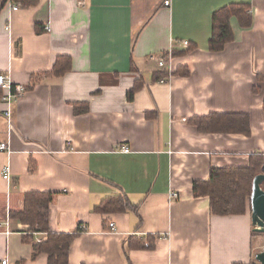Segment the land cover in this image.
<instances>
[{
  "label": "crops",
  "instance_id": "obj_1",
  "mask_svg": "<svg viewBox=\"0 0 264 264\" xmlns=\"http://www.w3.org/2000/svg\"><path fill=\"white\" fill-rule=\"evenodd\" d=\"M237 2L250 24L231 17L232 40L211 50L213 12ZM169 51L170 67L151 57ZM63 56L69 69L53 74ZM0 71L25 87L9 105L0 89V141L9 145L0 151V220L22 209L26 192L43 191L51 228L74 233L68 264L252 260L260 245L249 205L214 214L192 186L213 166L264 154V0H0ZM212 112L247 113L249 133L200 131L189 120ZM111 194L132 207L95 211ZM28 227L11 219L9 232L0 228V264L47 263L33 255L46 234Z\"/></svg>",
  "mask_w": 264,
  "mask_h": 264
},
{
  "label": "trees",
  "instance_id": "obj_2",
  "mask_svg": "<svg viewBox=\"0 0 264 264\" xmlns=\"http://www.w3.org/2000/svg\"><path fill=\"white\" fill-rule=\"evenodd\" d=\"M245 3H230L215 10L212 14V31L209 38L211 50H221L225 44L232 40L233 32L230 18L235 17L240 26H248L251 22V14L247 11ZM68 57H58L52 66L51 72L61 75L69 69ZM258 80H264V75H258ZM135 84L128 90L130 98L139 88ZM264 110V99H263ZM200 131L216 132H242L249 133V116L243 112L216 113L196 115L189 119ZM264 154L255 152L249 156L245 166H213L210 168L209 177L206 180L194 181L192 191L195 196H207L210 209L214 214H241L249 205L251 184L254 175L264 172ZM264 189V180L261 183ZM51 196L49 192L28 191L25 193L23 207L20 210L9 211L11 219H16L28 224V231L44 232V240L35 243L34 253H45L46 264H68L69 249L74 233L53 230L49 224ZM132 207V204L124 194H111L103 198L94 208L98 212H121ZM261 232L253 231L252 234ZM134 247H144L143 241L131 242ZM232 264H260L253 256L248 263Z\"/></svg>",
  "mask_w": 264,
  "mask_h": 264
},
{
  "label": "built area",
  "instance_id": "obj_3",
  "mask_svg": "<svg viewBox=\"0 0 264 264\" xmlns=\"http://www.w3.org/2000/svg\"><path fill=\"white\" fill-rule=\"evenodd\" d=\"M169 2H170V0H163V3L165 5H168ZM10 5H11V9H13V10L19 8V4L16 2H13ZM7 28H9V27L7 26ZM45 28H46V30H49V26H46ZM180 43H182V45H186V46L188 45V41H186V40H184ZM151 57L157 62V65L159 67H164L167 64L169 65V67L171 66L170 65V61L172 58L171 51H169L168 53H165L163 55H159V56L151 55ZM160 81H164V78L161 77ZM0 89L2 90L1 100L4 101L7 105H9L11 100L16 99L17 97H19L23 93L25 87L21 83H17V82L12 81L8 72L0 71ZM4 116H5L6 122H7V132L10 133L11 127H12V118H11V110H10L9 106H7L4 109ZM119 150L126 152L129 150V147L126 144H122L119 147ZM0 151L1 152H9V145H8L7 140L0 141ZM9 176H10V165L5 164L2 167V177L4 179H8ZM169 195L171 197H176L178 194L175 191H171V192H169ZM10 221H11V219H10V216L8 213L5 215L4 219L0 220V228L3 227L4 228L3 231L6 233L9 232V230H10V228H9ZM108 226L110 228V231L116 230L115 224L113 221H109ZM1 263L5 264L6 259H2Z\"/></svg>",
  "mask_w": 264,
  "mask_h": 264
},
{
  "label": "water",
  "instance_id": "obj_4",
  "mask_svg": "<svg viewBox=\"0 0 264 264\" xmlns=\"http://www.w3.org/2000/svg\"><path fill=\"white\" fill-rule=\"evenodd\" d=\"M263 180L264 172L254 175L249 196L252 230L261 233H264V189L261 186ZM254 257L260 264H264V246L255 252Z\"/></svg>",
  "mask_w": 264,
  "mask_h": 264
},
{
  "label": "rangeland",
  "instance_id": "obj_5",
  "mask_svg": "<svg viewBox=\"0 0 264 264\" xmlns=\"http://www.w3.org/2000/svg\"><path fill=\"white\" fill-rule=\"evenodd\" d=\"M257 237H259V238H257ZM255 238H256L255 243L260 245L259 249H255V251L257 252V251L261 250L262 247L264 246V233L256 234Z\"/></svg>",
  "mask_w": 264,
  "mask_h": 264
}]
</instances>
